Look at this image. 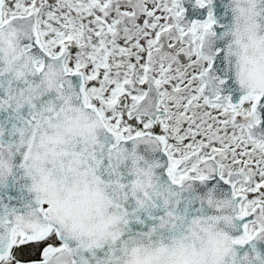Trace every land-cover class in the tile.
<instances>
[{
    "label": "snow or ice",
    "instance_id": "6c2138e0",
    "mask_svg": "<svg viewBox=\"0 0 264 264\" xmlns=\"http://www.w3.org/2000/svg\"><path fill=\"white\" fill-rule=\"evenodd\" d=\"M0 264H264V0H0Z\"/></svg>",
    "mask_w": 264,
    "mask_h": 264
}]
</instances>
